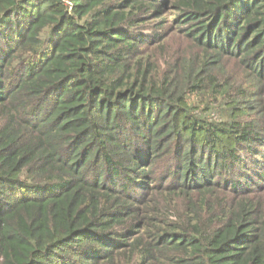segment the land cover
<instances>
[{"label":"trees","instance_id":"1","mask_svg":"<svg viewBox=\"0 0 264 264\" xmlns=\"http://www.w3.org/2000/svg\"><path fill=\"white\" fill-rule=\"evenodd\" d=\"M224 58L264 83V0H0V264H264V113Z\"/></svg>","mask_w":264,"mask_h":264},{"label":"rangeland","instance_id":"2","mask_svg":"<svg viewBox=\"0 0 264 264\" xmlns=\"http://www.w3.org/2000/svg\"><path fill=\"white\" fill-rule=\"evenodd\" d=\"M167 18L169 19L170 17ZM168 24H171L170 28L169 26H165L161 29L169 32L171 31L168 35H165V43L171 49L172 53H178L179 55H181L186 50V48H189L190 46L186 42V40L181 37V35H177L174 32L176 30L175 25L173 23ZM194 52H196V54L199 53L198 51ZM240 62V60H229L228 58H224V81L227 79L230 82L229 84L235 86V88L238 86L244 87L247 93L254 92V94H256L255 98H250V100L246 99L245 102L249 101L250 104L255 103L257 100H260V107H262V111L264 113V83L262 85H255L252 78L245 79L242 76L241 70H239L241 69L239 67H242L239 65ZM160 64L162 65V62H160ZM193 100L196 106L206 110L202 117H204L209 122L220 123L224 121L226 122L227 120L229 121L228 114L230 110L228 109L225 101L224 103L222 102L217 104L209 102L207 98H204L202 102H197L195 99ZM243 105L244 104H241L240 107ZM158 165L161 169L167 167L166 164L161 161L158 162Z\"/></svg>","mask_w":264,"mask_h":264},{"label":"built area","instance_id":"3","mask_svg":"<svg viewBox=\"0 0 264 264\" xmlns=\"http://www.w3.org/2000/svg\"><path fill=\"white\" fill-rule=\"evenodd\" d=\"M65 2H67V0H64Z\"/></svg>","mask_w":264,"mask_h":264}]
</instances>
